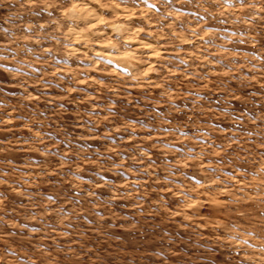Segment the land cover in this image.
I'll return each instance as SVG.
<instances>
[{
  "label": "rangeland",
  "instance_id": "rangeland-1",
  "mask_svg": "<svg viewBox=\"0 0 264 264\" xmlns=\"http://www.w3.org/2000/svg\"><path fill=\"white\" fill-rule=\"evenodd\" d=\"M0 264H264V0H0Z\"/></svg>",
  "mask_w": 264,
  "mask_h": 264
},
{
  "label": "snow or ice",
  "instance_id": "snow-or-ice-1",
  "mask_svg": "<svg viewBox=\"0 0 264 264\" xmlns=\"http://www.w3.org/2000/svg\"><path fill=\"white\" fill-rule=\"evenodd\" d=\"M241 2H243V0H241ZM226 3H230V0H226Z\"/></svg>",
  "mask_w": 264,
  "mask_h": 264
}]
</instances>
